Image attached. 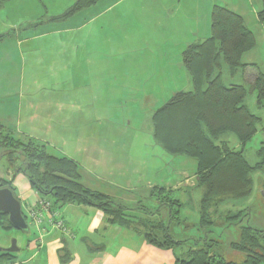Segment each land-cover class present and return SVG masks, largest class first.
Listing matches in <instances>:
<instances>
[{"label": "crops", "instance_id": "crops-1", "mask_svg": "<svg viewBox=\"0 0 264 264\" xmlns=\"http://www.w3.org/2000/svg\"><path fill=\"white\" fill-rule=\"evenodd\" d=\"M48 1L60 2L62 7L50 16H10L14 14L12 4L19 0H9L0 8L5 14L0 16V126L18 139L37 140L53 156L73 160L81 184L128 209L126 214L134 212L138 203L150 201L151 191L157 189L171 195L178 191L187 194L184 201L174 199L182 207L189 204L196 188H201L195 176V160L191 159L193 169L189 172L184 166L191 161L177 156L171 160L174 169L164 179L152 182V176L146 177V164L143 167L144 161L137 162L134 155L137 149L149 147L153 151L157 146L151 117L159 109V101L164 100L162 107L176 93L192 90L182 53L210 37L212 7L220 5L238 14L252 33L248 20L264 25L256 15L260 8L251 0H226L225 4L222 0H145L146 31L140 35L144 43L130 46L132 32L121 29V24L131 15L114 13L131 0H100L63 21L54 18L76 0ZM17 12L24 13L21 7ZM254 49L242 56L243 64H254L246 60ZM261 54L264 57V45ZM146 108L149 124L131 125L127 119ZM119 118L125 119L123 124L117 123ZM258 131L264 134V127ZM226 136L221 135L219 141L230 149L244 147L237 140L230 145ZM169 176H173L171 181ZM11 177L8 172L0 174V179L8 182ZM11 187L33 227V231L20 236L0 228V248H8L10 236L17 240L20 250L12 261L176 264V259L184 255L176 248L156 247L132 225L110 222L99 209L84 205L67 204L57 209L66 234L46 224L40 227L29 217L40 196L22 174L14 176ZM238 206L239 201L225 209L231 211ZM159 211H164V217L142 219L166 224L167 208L162 206ZM5 262L1 260L0 264Z\"/></svg>", "mask_w": 264, "mask_h": 264}, {"label": "trees", "instance_id": "trees-1", "mask_svg": "<svg viewBox=\"0 0 264 264\" xmlns=\"http://www.w3.org/2000/svg\"><path fill=\"white\" fill-rule=\"evenodd\" d=\"M7 1L9 0H0V8ZM98 1L100 0H76L54 20H66ZM256 15L258 21L264 24V0H261V7ZM255 47L254 34L247 29L242 17L223 6L214 5L210 15V37L188 46L182 53V64L190 76L192 90L176 93L152 114V137L155 144L170 156L195 160L197 185L204 188L199 202L198 225L206 236L204 239L190 240L192 247L176 259V264H264V233L248 225L239 226L237 241L229 244L233 252L242 255L240 263L226 261L221 255L213 253L210 245L199 247L200 241L205 244L210 241L207 235L213 233L209 228L214 225V212L221 206L234 205L248 198L252 193V175L264 172V142L260 143L256 151L258 161L250 164L242 150L234 151L225 142L219 141L221 135L232 134L241 146H245L258 131L260 119L250 113L244 104L247 96L245 87L224 86L221 80L224 65L231 74L238 69L247 70L251 82L250 91L256 94V106L264 109V73L254 64L247 65L241 61L242 56ZM0 149L5 158L7 156V169H12L20 162V166L12 170L9 182L0 179V188L12 191L14 176L22 174L40 198L52 202L53 209L67 204L94 207L107 215L110 222L122 226L131 225L119 220L128 209L81 184L78 166L73 160L53 156L44 144L34 139H18L2 126ZM156 191L165 190H152L148 199H155ZM166 193L168 202H158L153 211L145 206L139 208L141 202L136 209L145 210V214L152 217L159 214L162 206L167 208L169 223L145 220L144 222L152 225L150 232L142 235L156 247L173 249L189 240L177 241L170 235V224L179 223L182 205L172 198L170 192ZM210 208H214V212H209ZM23 216L25 217L24 214ZM243 216L242 211L234 214L228 212L225 219H236L237 225ZM0 228L12 229L6 216L0 217ZM13 257L11 254L0 253V262H14Z\"/></svg>", "mask_w": 264, "mask_h": 264}, {"label": "rangeland", "instance_id": "rangeland-1", "mask_svg": "<svg viewBox=\"0 0 264 264\" xmlns=\"http://www.w3.org/2000/svg\"><path fill=\"white\" fill-rule=\"evenodd\" d=\"M15 2V1H14ZM222 2L225 4L226 0H222ZM252 5H255L257 8L261 7V0H251ZM6 4V3H5ZM21 7L23 10V14L18 13V8ZM61 4L60 2H57L56 4H53V2H50L48 0H19V3H13L12 8L10 10L14 11L13 15L10 16H50L52 11H55L56 9H60ZM137 7H143L142 10L137 9ZM27 11V12H26ZM65 12V10L63 11ZM62 12V13H63ZM117 12V11H116ZM126 12H129V20L122 22V28L121 29H130L131 35H133V39L130 40V46L140 45L143 44V40L140 39V35H144V31H146V16L144 14L146 13V2L145 0H131L127 5L122 7L118 13L114 14H126ZM61 13V14H62ZM60 14V15H61ZM0 16H5L4 13H2L0 9ZM249 19V16L248 18ZM250 29H252L253 33L255 34L257 46L255 47L254 51L249 53L246 57V60L248 62L254 63L256 68L261 72L264 73V57L261 54L263 50L264 45V30L259 24L250 22L248 20ZM248 71L238 69L234 75H232L227 67L224 65L222 66V84L224 86L229 85H241L244 86L247 90V96L245 98L244 104L247 107V109L252 113L253 115L257 116L260 119V124L258 125V128L264 127V109L258 108L256 106V94L252 93L250 91L251 82L248 78ZM253 75H255L254 72H252ZM247 75V76H246ZM252 75V78L254 76ZM253 80V79H252ZM159 108L164 103V100L159 101ZM158 109V108H157ZM137 117H133L130 120L131 125H137V124H149V112L148 108L146 110H141L137 112ZM115 119V118H114ZM112 121V120H111ZM124 123V118H119L117 123ZM228 140L230 141V145L232 143H236L237 141L233 135L226 134ZM264 140V134L261 131H258L254 137L243 147L239 148V150L243 151L245 159L250 164H254L258 161L256 151L260 147L261 141ZM153 151L151 148H143V149H137L136 154L134 157H136L137 162H142L143 167L146 164L147 170L145 171L147 179H150L149 177L152 176V182L158 180L159 178H165V174H169L171 169H174L175 165L171 163L172 159H175L176 157L170 156L167 153L163 152L160 148L157 146H153ZM238 150V151H239ZM3 150L0 149V174L5 175L6 172L12 174V170L20 166V162L16 163L12 169H7V162L6 158L3 155ZM134 153V152H133ZM186 160L191 161V159H188L186 157H182ZM151 159V160H150ZM19 160V159H18ZM158 165V166H157ZM184 169L186 171H191L193 169V161L187 162L184 166ZM169 171V172H165ZM140 173V171H138ZM173 176H169L170 181ZM253 179V186H252V193L251 195L244 199L239 201V209H234L231 211H228L225 209L226 206H221L218 208L216 212H214V208H210L209 212H214L212 221L214 223L213 226L209 228V231L213 233H208L207 237L208 240H210L207 244L205 242L200 241V246L203 247L205 245H210V249L213 253H217L221 255L226 261H231L235 263H240L243 260L242 255H239L235 252H233L229 248V244L231 242L237 241L239 236V226H250L251 228L255 230L262 231L264 233V172L255 173L252 175ZM204 191V188H196L195 192L191 195V191L189 192V195H191V201L186 206L184 205L181 208L180 214H179V223L176 224L175 222H172L169 227L170 235L175 238V240H187V238H202L204 239V236H206V233H204V230L200 229L198 223H199V202L202 197V193ZM187 194H181L179 191L174 192L172 194V198L178 197L181 201H184ZM146 197V196H145ZM183 197V198H182ZM150 201H143L141 202V205L138 206L142 209V206H146V208L149 211H153L155 208H157L155 202L158 204V202H168V195L165 191L155 192V199H148ZM138 201V200H137ZM139 208H137L134 212L131 213H124L122 217L119 219L122 222H127L133 226L136 231H138L141 234L146 233L147 231L150 232V226L152 223H146L144 222L146 219H142L143 216H147L145 213L146 211H141ZM238 210L242 211L244 216L241 218L240 222L236 225L235 221L236 219H225L228 212L235 213ZM164 212V211H163ZM163 212H159L158 216L159 218L161 216L164 217ZM29 225L28 231H33V227L30 224L29 221H27ZM169 222L167 221L166 224ZM9 235H18L20 236L21 232L16 231L14 229H11L8 233ZM15 239L14 236H10L8 239V247L11 245V240ZM212 241L216 242L215 244L212 243ZM192 241H188V243H185L178 248H176V252L182 253V255L188 250L189 247H192V244H190Z\"/></svg>", "mask_w": 264, "mask_h": 264}, {"label": "water", "instance_id": "water-1", "mask_svg": "<svg viewBox=\"0 0 264 264\" xmlns=\"http://www.w3.org/2000/svg\"><path fill=\"white\" fill-rule=\"evenodd\" d=\"M6 216L7 222L12 229L21 233L28 232V224L26 216H23L20 202L15 198L13 192L8 188H0V217ZM17 240H11L10 247L6 249L0 248V253L14 255L19 252Z\"/></svg>", "mask_w": 264, "mask_h": 264}, {"label": "built area", "instance_id": "built-area-1", "mask_svg": "<svg viewBox=\"0 0 264 264\" xmlns=\"http://www.w3.org/2000/svg\"><path fill=\"white\" fill-rule=\"evenodd\" d=\"M30 219L34 224L43 227V224H46L51 229L59 230L62 233L66 234L67 229L64 225L63 220L60 217L57 209L52 208V202L48 199L39 198L36 206L31 209L29 212ZM5 264H25L20 262H11Z\"/></svg>", "mask_w": 264, "mask_h": 264}]
</instances>
